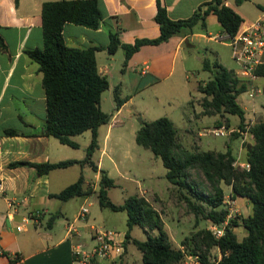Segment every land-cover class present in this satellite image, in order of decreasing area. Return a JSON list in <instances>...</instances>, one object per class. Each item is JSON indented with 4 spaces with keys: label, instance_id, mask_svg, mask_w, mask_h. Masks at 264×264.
I'll return each mask as SVG.
<instances>
[{
    "label": "trees",
    "instance_id": "1",
    "mask_svg": "<svg viewBox=\"0 0 264 264\" xmlns=\"http://www.w3.org/2000/svg\"><path fill=\"white\" fill-rule=\"evenodd\" d=\"M225 1L205 0L189 16L172 18L166 7L157 0L154 19L159 25L158 35L138 37L133 42L124 43L116 32L110 31L106 48L109 52H114L122 46L125 63L142 44L165 41L173 32L183 28L190 30L196 23L205 26L209 14L216 16L223 31L233 34L239 29L243 19ZM234 1L239 4L244 0ZM14 2L17 4L18 0ZM103 14L102 0H45L41 5L43 45L25 50L38 62L42 71L46 97L43 132L62 143L77 146V141L71 136L89 129L91 138L85 156L82 159L65 158L57 161L17 160L10 162L11 164L33 166L39 174L74 163L88 164L92 169L98 170L97 163L92 159V153L98 147V127L111 117V113L103 110L100 105L102 93L109 86L107 75L99 71L96 61L95 51L101 46L68 45L64 41L62 28L65 22L98 27ZM5 47L6 43L0 34V48ZM202 68L209 70L210 75L197 81L196 87L202 93L201 112L220 115L233 113L239 117L238 128L230 133L242 135L241 159L237 158L236 152L229 145L224 150L185 147L178 139L176 125L166 115L142 120L135 140L162 159L166 167L165 177L171 184L169 189L193 212L194 225L201 218L208 220L210 225L219 223L226 216L222 182L231 187L232 198L242 196L251 202V212L232 216L225 225L223 234L217 237L209 227L190 229L181 237V248L173 244L169 230L164 227L161 211L145 195L134 193L119 203L108 197V188L114 185V180L105 169H99L98 201L103 207L126 211L127 228L122 242L126 245L131 241L136 246L143 264H177L186 253L201 264H213L210 260L213 255L212 247L220 252L217 264H264V119L255 120L245 129L244 108L238 102L237 94L246 89V82L236 75L235 69L226 67L216 59L211 61L207 56L202 59ZM254 71L258 75H264V62L257 64ZM123 100L118 96L116 86L115 107H120ZM226 119L225 123L229 125V118ZM242 130H247L248 138L243 136ZM236 160L248 165L235 164ZM191 169L202 173L210 189L203 186L200 180L191 177ZM93 190V186L84 184L83 175H79L54 195L67 200L76 195H87ZM56 216L54 214L52 218ZM134 225L142 227L146 234L144 239L131 234ZM238 225L245 229V234L240 239L234 230V226ZM89 264L100 263L92 259Z\"/></svg>",
    "mask_w": 264,
    "mask_h": 264
},
{
    "label": "crops",
    "instance_id": "2",
    "mask_svg": "<svg viewBox=\"0 0 264 264\" xmlns=\"http://www.w3.org/2000/svg\"><path fill=\"white\" fill-rule=\"evenodd\" d=\"M43 1L45 0H18L15 4L14 0H0V34L6 43L5 48H0V181L2 184L0 187V264H79L73 256L74 245L81 242L79 228H88L86 232L89 235L92 227L104 228L91 221L87 213L86 218L81 219L82 222L76 224L73 221L78 231L69 235L67 223L71 221L70 217L73 220L76 219L80 207L71 212L67 203L75 196L63 200L54 195L67 184L75 181L79 175H83L84 184L90 186V183L94 181L85 177L86 174L82 170L85 164L74 163L39 174L33 166L10 163L17 160L82 159L91 138V132L83 142L75 138L79 133L72 135V139L77 141L78 145L69 146L78 148L79 152H77L69 150L66 147L68 144L43 132L46 97L42 85V71L38 62L25 51L27 48L43 45L41 17ZM203 1L205 0H160L172 18L189 16ZM247 1L251 0H244L239 4L234 0L225 1L241 15L243 19L241 24L261 16L264 10V0H253L255 5L253 10L244 6ZM102 2L104 14L98 27L65 22L62 34L64 41L71 46H101L95 51L98 69L108 77L107 89H111L113 100L116 86L118 96L124 99L120 107L116 108L118 113L123 111L124 105L132 101L138 93L157 85L159 81L174 79L178 83L187 84L188 69L183 49L184 44H193L192 38L207 40L221 38L228 44L225 38L227 32L223 31L220 23L219 26L214 25V29L210 28L208 20L213 18H209L210 15H208L205 26L201 25L206 31L194 29L197 23L190 30L180 29L173 32L165 41L142 44L124 63L125 53L122 46L114 52H109L106 48L110 40V31L116 32L120 41L124 43L133 42L138 37L158 35L159 25L154 19L157 0H102ZM214 52L215 59L226 67L232 69L239 67L238 63L235 66H228L233 64L232 53ZM118 53L122 55L120 71L116 68ZM261 62H264V51L261 54ZM243 79L246 82L247 97H250L248 92L251 86H258L260 90L256 92L257 94L264 93V75L257 74L255 77ZM115 80L118 81L115 83ZM153 97L159 99L156 94ZM250 99L245 98L243 101L237 99L244 108L245 122L249 124L257 119H264V99L258 101ZM197 113H194L193 118L187 115L189 120H193ZM202 114L199 113V116ZM117 121L119 122L118 118ZM101 125L98 127V146ZM195 128L189 123L186 131L188 134L195 135ZM102 134L103 147H105L106 138L110 135L109 129ZM241 136L237 138L239 142L237 150H234L238 159H241L243 155ZM243 136L248 138V132L246 131ZM81 147H84L83 152H80ZM129 154L130 151L125 150V155ZM135 154L137 162L144 163L145 158L138 148ZM150 159L155 158L150 156ZM101 160L102 158L99 157L97 162L98 180L99 169H105L112 177L110 169L104 168ZM75 165H79L80 168H70ZM149 165L152 166L151 163ZM148 168L149 173L152 174L150 178L154 180L156 177L153 176V168L149 166ZM170 186V182L166 183L168 189ZM228 187L231 189L229 185ZM94 188L96 189V186H93ZM150 192L162 198V194L155 191L153 187L142 188L137 193L151 200ZM10 201L12 205L9 204ZM82 204L84 203L80 206ZM154 205L157 208L156 204ZM37 209L43 210L42 213L31 218L30 213ZM54 214L57 216L52 218ZM18 224L21 228L16 227ZM45 226L47 227L44 228ZM124 235L125 231L123 236L115 231L118 240L123 241ZM95 260L100 264H139L134 252L128 247V242L124 245V252L120 257L95 258Z\"/></svg>",
    "mask_w": 264,
    "mask_h": 264
},
{
    "label": "rangeland",
    "instance_id": "3",
    "mask_svg": "<svg viewBox=\"0 0 264 264\" xmlns=\"http://www.w3.org/2000/svg\"><path fill=\"white\" fill-rule=\"evenodd\" d=\"M247 8L255 9L254 1H247L245 5ZM209 26L210 28L215 25L219 26V22L214 14H209ZM205 30L200 23H197L194 29ZM208 30V28H207ZM206 31V30H205ZM215 31V30H214ZM192 45L184 44L183 52L186 55L185 64L188 69V76L186 80L187 84L178 83L174 79H167L165 81L157 82V85L149 87L138 93L130 102L124 105L123 111L116 112L115 101L112 98L111 89L104 90L101 98V108L116 116L118 113L119 122L111 125V117L108 122L102 123L100 127L99 146L94 150L93 159L97 163L98 158L101 157V163L104 168H109L114 185L108 188V197L116 202H122L127 196L139 192L142 188L153 187L155 191L162 194V198L153 195L150 192L151 201L156 204L157 208L161 211L162 218L164 220V227L169 230L171 239L175 246H181V237L186 234L190 229H197L199 227H208L209 221L201 218L197 225H194V214L189 210L185 202L177 197L172 189L166 187V183H169L165 177L166 167L164 166L162 159L149 149L135 140V134L137 129L142 123V120H151L161 115L170 117L178 130V139L185 147L200 148V149H216L224 150L227 145L231 146L233 150H237V144L239 136L228 132L225 135H214L210 128L215 124L221 122H227L229 118V127H235L237 125L238 116L233 113H225L224 115L216 114H202L200 99L202 93L197 89V81L199 79H206L210 75L209 70L202 68V59L207 56L211 61L215 57V52L224 54H231V48L224 39H197L192 38ZM121 52V51H119ZM121 53L116 56V68L121 70ZM232 60V59H231ZM237 62L233 60V64L228 66H235ZM118 80H115V83ZM125 93V92H124ZM158 95L159 99H155L153 96ZM148 96L143 98L142 96ZM245 90L237 94V99L243 101L245 98H251L250 100L258 101L264 99V93H255L253 97H247ZM114 101V102H113ZM260 109H262L259 106ZM195 112V118L189 120L187 115L193 118ZM214 119V120H213ZM213 120V122H211ZM189 123L195 126V135L188 134L186 127H189ZM109 129L110 135L106 138L105 147H103V134ZM199 131H201L199 133ZM90 130L86 129L83 132L76 135L75 138L79 142H83L88 138ZM230 140V142H229ZM71 151L79 152V149L66 146ZM85 147V146H84ZM84 147H81L83 152ZM136 148L143 154L144 163L137 162V155L135 154ZM125 150H129L130 154L125 155ZM152 156L155 159H150ZM152 164L149 165V164ZM149 167L153 168V176L156 178L153 180L149 173ZM70 168H80L79 165ZM69 168V169H70ZM68 169V170H69ZM85 177L94 181L96 189L89 195H76L70 199L67 204L72 211L78 209L81 203H84L88 207V214L91 221L98 223L103 229H112L119 232L123 236V231L126 230V211L125 210H113L106 206H101L98 201L97 188H98V176L96 170L92 169L88 164L82 166ZM191 177L200 180L201 184L207 189H210L208 181L203 177L202 173L197 169H191ZM160 178V179H158ZM224 187L225 198L226 195L231 193L228 185L222 182ZM233 206L237 208L238 215H246L251 212V202L242 196H236L234 198ZM73 220L72 217H70ZM76 224L82 222L81 219L76 218L73 220ZM45 226L44 228H46ZM81 230L80 241L85 243L84 248H90L94 243V239L87 233L89 230L86 227L79 228ZM234 230L240 239L245 234V229L238 225L234 226ZM192 231V230H191ZM131 234L134 237L144 239L146 234L141 226L134 225L131 229ZM128 247L134 252L135 257L139 264H143L140 259V251L130 241ZM212 249L213 255H218V250ZM212 255V256H213ZM195 258L190 254H185L183 259L177 264H189L193 263Z\"/></svg>",
    "mask_w": 264,
    "mask_h": 264
},
{
    "label": "built area",
    "instance_id": "4",
    "mask_svg": "<svg viewBox=\"0 0 264 264\" xmlns=\"http://www.w3.org/2000/svg\"><path fill=\"white\" fill-rule=\"evenodd\" d=\"M228 44L231 47V53L234 60L239 64V67L235 69V73L240 78L255 77V67L261 62V54L264 51V10L262 11L261 16L241 24L239 29L233 33H227L225 36ZM260 89L258 86H251L249 89V96L253 97L256 92ZM116 116L111 118L110 123H117ZM245 129L248 128L249 123H245ZM238 128V125L235 127H229L225 122L215 124L210 128V131L214 135H225L228 132H231ZM247 130H242L243 133H246ZM235 164L240 166H247L248 164L236 160ZM90 186H95L94 182L90 183ZM0 187H2L0 181ZM234 198L228 194L224 199V202L227 207V213L223 220L219 223H211L208 227L211 232L217 237L223 234L225 225L228 224L229 219L237 214V208L233 206ZM12 205V201L9 202ZM43 210L37 209L34 212L30 213L31 218H35L42 213ZM88 213V207L82 204L77 212L76 218L85 219ZM17 228H21V225H16ZM67 231L69 235L77 233L78 228L73 222V220L67 223ZM90 236L94 239V243L90 248H84L85 243L78 242L73 247V256L74 259L79 264H89L92 259L95 258H109L114 259L119 257L124 252V245L121 240H118L115 236V231L112 229H103L92 227V232ZM220 257V252L217 256H211L210 260L213 264H217ZM195 264H201L196 259L193 261Z\"/></svg>",
    "mask_w": 264,
    "mask_h": 264
}]
</instances>
